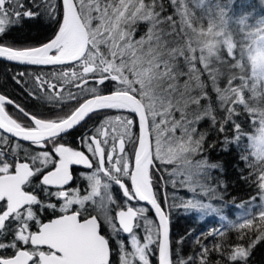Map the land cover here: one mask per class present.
I'll list each match as a JSON object with an SVG mask.
<instances>
[{
	"label": "snow or ice",
	"instance_id": "snow-or-ice-1",
	"mask_svg": "<svg viewBox=\"0 0 264 264\" xmlns=\"http://www.w3.org/2000/svg\"><path fill=\"white\" fill-rule=\"evenodd\" d=\"M41 18L46 41L7 38ZM0 60L38 69L12 79L48 105L0 93V264H251L264 243V0H0ZM217 150L235 152L255 195L228 204ZM174 212L223 223L174 239Z\"/></svg>",
	"mask_w": 264,
	"mask_h": 264
},
{
	"label": "trees",
	"instance_id": "trees-1",
	"mask_svg": "<svg viewBox=\"0 0 264 264\" xmlns=\"http://www.w3.org/2000/svg\"><path fill=\"white\" fill-rule=\"evenodd\" d=\"M254 2H258V0H254ZM54 30L55 27L43 18L38 20H26L23 22V26L21 28L10 32L7 38L18 42L40 43L42 41H46ZM26 69L29 72L38 70L35 67L18 66L0 61V93L8 95L10 98L30 111H47L48 105H42L37 100L29 97L24 88L17 85L12 79L13 74L25 71ZM93 122L94 121H89V124L91 125ZM83 131L84 129L82 128L72 131L66 138H76V140L75 142L71 140L73 143L67 144L72 147H75L76 143L79 144L77 141L78 136L75 134L82 133ZM211 158L213 160L222 159L226 162V178L229 182L226 200L229 205H231L232 198H235V201L238 204L242 200H247L250 196L255 195V190L253 188H250L247 184L238 179L237 172L233 167L236 162V155L234 151L231 153H220L218 150L213 151L211 153ZM180 194L183 195V193ZM233 208L234 207L229 206L226 209V212L233 214ZM194 216L195 214L190 217L179 212L173 213L172 234L174 239L184 235L189 229H194L195 231L193 235H196L209 228L218 227L221 223H223L216 220V218H207L203 222H198ZM231 216L232 218L234 217V215ZM229 236L234 241L235 233H230ZM189 250V247H185L184 249L186 253L189 252ZM251 264H264V243L259 244L255 248L251 257Z\"/></svg>",
	"mask_w": 264,
	"mask_h": 264
},
{
	"label": "flooded vegetation",
	"instance_id": "flooded-vegetation-1",
	"mask_svg": "<svg viewBox=\"0 0 264 264\" xmlns=\"http://www.w3.org/2000/svg\"><path fill=\"white\" fill-rule=\"evenodd\" d=\"M75 135L80 136L81 133H76ZM68 139H69V140H68ZM71 140H73V141L75 142L76 138H72V139H70V138H65V142H66V143H73V141H71ZM77 141H78V140H77ZM74 148H81V146H80L79 144L76 143V145H75ZM82 170H83V169H82V166H76V167L74 168V172H75L77 175H79V173H80ZM115 195H116L117 197H119V193H118V192H116Z\"/></svg>",
	"mask_w": 264,
	"mask_h": 264
},
{
	"label": "rangeland",
	"instance_id": "rangeland-1",
	"mask_svg": "<svg viewBox=\"0 0 264 264\" xmlns=\"http://www.w3.org/2000/svg\"><path fill=\"white\" fill-rule=\"evenodd\" d=\"M9 111H13L11 108H9ZM233 211H234V213L233 214H229L228 212H226V215L229 217V218H232V216L231 215H235V214H237V212H238V210L237 209H235V208H233L232 209ZM216 220H218L217 218H216ZM218 227H220V226H218Z\"/></svg>",
	"mask_w": 264,
	"mask_h": 264
},
{
	"label": "water",
	"instance_id": "water-1",
	"mask_svg": "<svg viewBox=\"0 0 264 264\" xmlns=\"http://www.w3.org/2000/svg\"><path fill=\"white\" fill-rule=\"evenodd\" d=\"M0 61H2V60H0ZM3 62H5V61H3ZM6 63H8V62H6ZM10 64L16 65L15 63H10ZM18 66H20V65H18ZM29 67H34V66H29Z\"/></svg>",
	"mask_w": 264,
	"mask_h": 264
}]
</instances>
